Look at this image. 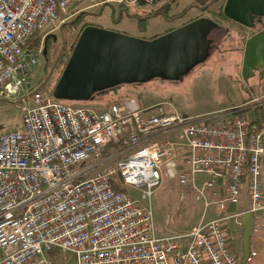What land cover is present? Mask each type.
Wrapping results in <instances>:
<instances>
[{"label":"built area","instance_id":"2783aa9c","mask_svg":"<svg viewBox=\"0 0 264 264\" xmlns=\"http://www.w3.org/2000/svg\"><path fill=\"white\" fill-rule=\"evenodd\" d=\"M77 1L0 0V98L21 113V128L0 136V264H56L68 255L76 264H239L223 235L227 201L239 198L247 172V212L264 209V125L248 130L234 110L182 117L168 103L141 109L129 99L97 111L42 95L30 77L37 58L25 46ZM140 1L158 0L100 4L139 9ZM170 133L178 142L154 140ZM180 144L188 155L177 172L179 200L202 202L201 218L188 232L158 237L150 198ZM218 182L223 198L207 194Z\"/></svg>","mask_w":264,"mask_h":264},{"label":"rangeland","instance_id":"374dc122","mask_svg":"<svg viewBox=\"0 0 264 264\" xmlns=\"http://www.w3.org/2000/svg\"><path fill=\"white\" fill-rule=\"evenodd\" d=\"M98 1L101 0H94V2H91V0H79L77 4L75 3L76 5L74 4L73 7H70L67 15L62 16L61 19L68 20L79 12H85L92 15L87 16L88 22L92 26L130 37L152 40L166 34L168 30H174L181 25L198 19L214 20L216 16H214L213 12L215 13L219 9V5H213L210 9L212 14L191 9L180 18L170 19L172 15L181 13L193 0H158L152 6L145 5L140 7V9H129V12L141 15L160 9L165 4L170 3V7L166 11L161 9L164 16L169 18L165 19L162 15H157L140 24L136 19L128 18L125 15L120 17L119 5L116 3L107 4L108 6H105L102 15L99 16V11L102 10L99 7L100 5H98L100 4ZM117 19H119L118 22H116ZM222 23L230 28L231 33L221 42L218 50L214 51L204 64L195 67L182 82L151 81L142 85H131L129 86L131 88L122 87L118 92L123 93L124 89L125 91L128 90L141 109L154 103L164 102L170 104L182 117H201L214 115L221 111L234 110L237 115L239 114L247 122L251 121L254 109L249 103H252L254 100H258L259 102L261 99L260 103L264 104V102H261L264 101V95L245 102L250 96H254V88L251 87H254L256 82L251 79L248 81L250 85L244 83L240 73L243 53L242 39L246 37L247 32L250 33L252 30L241 29L242 32L237 26H233L227 20L222 21ZM60 24L56 23L53 27L44 29L42 31L43 37L46 36V33L54 32ZM69 29L70 27L66 28L67 31ZM74 32L73 30L72 36L69 35L67 37L66 43L68 47L73 43ZM51 52L49 58L46 59L47 62L42 54L38 55L35 51L33 52L37 58V65L31 68L30 77L32 85L40 87L43 84L41 80H45L51 71L54 51ZM60 71L61 68L55 69L50 83L43 85L39 89L42 95L51 97L53 84L58 75H61ZM109 98L110 96H100L88 102H71L70 105L99 110L104 108V104ZM246 105L248 106L246 107ZM20 119L19 105L13 99L0 98V136L19 130L21 128ZM166 138H169V135L160 140ZM178 139V137H175L174 140ZM178 171V163L167 165L163 170V184L154 191L150 198L154 228L158 237L188 232L198 224L201 218L202 202H195L189 197H186L183 201L179 200ZM128 192L133 199H137L141 204L146 203L141 201L138 192L132 189H128ZM212 192L213 190H209L207 194L212 195ZM185 193H189L188 188L185 190ZM246 193V189H242L241 198L236 201H227V205L231 209L233 208V210H240L247 202ZM211 215L212 211L209 209L205 219L208 220ZM166 219H168L167 222ZM233 251H231L232 254L236 253V251ZM56 264H76L75 257L68 255L65 260L61 257Z\"/></svg>","mask_w":264,"mask_h":264},{"label":"water","instance_id":"95a60500","mask_svg":"<svg viewBox=\"0 0 264 264\" xmlns=\"http://www.w3.org/2000/svg\"><path fill=\"white\" fill-rule=\"evenodd\" d=\"M222 15L244 29L256 31L257 25L263 27L245 39L240 67L244 83L255 77L263 80L264 0H225ZM216 25L213 20L198 19L152 40L89 25L72 46L52 97L58 101L88 102L94 94L121 85H142L153 80L182 82L195 67L208 59L210 42L207 36ZM52 38L55 39L54 36ZM46 54L44 47V58ZM55 66L56 61L41 87ZM240 227L242 255L239 264H246L250 257L254 214H242Z\"/></svg>","mask_w":264,"mask_h":264},{"label":"trees","instance_id":"16d2710c","mask_svg":"<svg viewBox=\"0 0 264 264\" xmlns=\"http://www.w3.org/2000/svg\"><path fill=\"white\" fill-rule=\"evenodd\" d=\"M100 2H102V0L101 1H98V3H100ZM224 2H225V0H193L190 3V5L187 6L181 13H179L177 15H174V16L172 15L171 18H170V19L180 18V17L184 16L187 12H189V10H191V9H197V10H199L201 12L211 13L212 12L210 10L211 7L213 5H219L218 11L215 12V13L213 12L214 16L217 17V18L215 17V19L213 21L217 25H216V27L214 29H212L209 32V34L207 36V40L210 42V49L208 51V59H209V57L211 56V54L214 51L218 50L219 45L221 44V42H223L226 39V37L231 33L230 28L226 27L222 23V21L223 22L226 21V19L222 15V8H223V5H224ZM140 3H141L140 7L145 6V4L142 1H140ZM105 6H108V5L107 4H100L99 7H101V9H103V8H105ZM169 7H170V3H167L164 6H162V8H160V9L153 10V11H149L148 13H143V14L140 15V14H136V13H130L128 8H126L123 5H119V12H120V17H122L123 15H125L128 18L136 19L140 24H142V23L146 22L148 19H150V18H152L154 16H157V15H162V17H164L165 19H168L169 17L166 18L164 16V14L161 12L162 11L161 9H164L166 11ZM98 15L99 16L102 15L101 14V11H99V14ZM77 16L79 17V19L76 22L72 23L73 18L68 19V20L67 19H64L63 20L64 23L61 25V28L62 27L64 28V31H65L64 36H65L66 39H67V37H69V35L72 36L73 30L75 31L74 32V37H73V43L71 45H74L75 44V42L77 41V39H78L81 31L85 27L91 25L88 22V18H87V16H92L91 14L85 13V12H83V13L82 12H79L77 14ZM65 20H67V21H65ZM229 23H231V22L229 21ZM231 24L234 26L233 23H231ZM181 26H183V25H181ZM181 26H179V27H181ZM235 26H237V25H235ZM67 27H70V29L68 31L66 30ZM238 28H239L240 31H242L244 29V28H241V27H238ZM262 28H263L262 26L257 25L256 31H258V30H260ZM171 30H173V29H171ZM171 30H168L167 32H169ZM256 31H252V32H250V33L248 32V33H249V35H253ZM251 33H253V34H251ZM244 39L245 38L242 39V44L243 45H244V42H245ZM42 40H43L42 31H39V32L34 33L30 37V39L28 40V42H27V44L25 46L26 50H28V51H37L38 48H39V46L42 44ZM71 52H72V48L66 49L65 54L62 55V58L64 59V63L62 65V67H61L60 74H61L62 70L64 69V67L66 65V61L70 57ZM59 77L60 76L58 75L55 83L53 84V88H54L57 80L59 79ZM153 81L165 82V81H161V80H153ZM252 81H255L256 82L255 86L254 87H251V88H254V90H253L254 91V94H253L254 96H250V98L247 99V100H245V102L251 101L253 99H257V98H259V97H261V96L264 95V79L260 81L256 77ZM42 82H44V79L41 80V83ZM247 84H249V82ZM132 86H136V85H132ZM122 87L127 88L129 86L121 85V86H118L116 88L109 89V90H106L104 92H100V93L94 94L92 96L91 100L94 99V98L100 97V96H110V98L107 100V102H105L104 108L99 109L97 111H102V110H105V109L109 108L113 104L120 105V104H122L126 100L133 99L131 97V95H130V92H128V90L125 91V89H124L123 93H119L118 92L119 89L122 88ZM40 88H41V86L40 87L35 86L34 89L35 90H39ZM53 88H52V91H53ZM52 91H51V97H52ZM61 102L66 103L68 105H70V103H71V102H67V101H61ZM261 102H264V101H261ZM251 105H252V108L254 109V115H253L252 120L247 123L248 130H251L253 128H260V127H262L264 125V104L263 103H259V104L253 103ZM151 106H153V105H151ZM247 177H248V173L246 172V173H244V175H243V177L241 179L242 189H246L245 188V183L247 182ZM219 184H220V182H219ZM220 188H221V184H220ZM242 189H241V191H242ZM210 190H213L212 193H215L219 197H222L223 198L222 191H221V193H218L215 189H210ZM241 191H240L239 198H237L236 200H238V199L241 198ZM246 192H247V190H246ZM246 196H247V199H248V194L247 193H246ZM236 200H234V201H236ZM248 202H249V199H248ZM249 209H250V202H249ZM239 261H240V259H239Z\"/></svg>","mask_w":264,"mask_h":264},{"label":"crops","instance_id":"0c3cea01","mask_svg":"<svg viewBox=\"0 0 264 264\" xmlns=\"http://www.w3.org/2000/svg\"><path fill=\"white\" fill-rule=\"evenodd\" d=\"M131 88V87H127ZM157 103H154L155 105ZM151 106V105H150ZM148 106V107H150ZM147 108V107H146ZM144 109V108H143ZM172 137H171V136ZM165 136L157 137L154 140L158 141L162 139ZM166 139H175L173 138V135L170 133L169 138ZM165 140V139H164ZM162 141V140H161ZM178 142L177 140H174ZM177 152H178V169L182 168L181 165L185 160L187 159V153L186 150L180 145H177ZM218 193H221L220 184L217 183V187L215 189ZM219 190V191H218ZM189 198H191L190 195H187ZM187 197V198H188ZM263 204H264V198H263ZM249 209V202L247 199L246 204L240 209V210H233L231 209L229 205H227V212L229 213V216L232 218L226 221L223 228V235L226 238V242L228 245V248L230 251H236L234 252V255L239 259H241L242 255V230L240 227V217L236 216L239 214H242L246 212ZM236 216V217H235ZM214 215L212 213L211 218H213ZM163 237V236H162ZM246 264H264V209L260 210L259 212L254 214V228H253V234L250 240V257Z\"/></svg>","mask_w":264,"mask_h":264},{"label":"flooded vegetation","instance_id":"af4514ba","mask_svg":"<svg viewBox=\"0 0 264 264\" xmlns=\"http://www.w3.org/2000/svg\"><path fill=\"white\" fill-rule=\"evenodd\" d=\"M104 9L105 8L101 9L102 10L101 14L103 13ZM72 18H73V20L76 19V21L79 19V17L77 15H75ZM65 21H67V20H65ZM63 23H64V21L58 26V28L54 32L46 33V36L43 37V40H42L43 49L45 47L46 51H47L45 61L47 58H49L50 53H52L51 51H54V57H53V63L52 64H54L56 61L55 69L62 67V65L64 63V59L62 58V55L65 54L66 49H70L73 46V45H71L69 47L67 46V43H66L67 39L64 36V33H65L64 28L63 27L61 28V25ZM57 32L59 33V36H58ZM247 34H248V32H247ZM52 36H54L55 39H53ZM54 70H53V72H54ZM53 72H52V74H53ZM52 74H51L50 78L48 79V81L44 85L50 83V80L52 78ZM171 83H180V82H171Z\"/></svg>","mask_w":264,"mask_h":264}]
</instances>
